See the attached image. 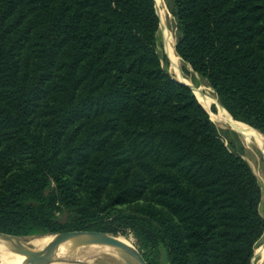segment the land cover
<instances>
[{
  "label": "trees",
  "instance_id": "1",
  "mask_svg": "<svg viewBox=\"0 0 264 264\" xmlns=\"http://www.w3.org/2000/svg\"><path fill=\"white\" fill-rule=\"evenodd\" d=\"M173 1L179 58L264 134V0ZM159 28L154 0H0L1 233L130 231L168 264H250L257 179L164 69Z\"/></svg>",
  "mask_w": 264,
  "mask_h": 264
},
{
  "label": "rangeland",
  "instance_id": "2",
  "mask_svg": "<svg viewBox=\"0 0 264 264\" xmlns=\"http://www.w3.org/2000/svg\"><path fill=\"white\" fill-rule=\"evenodd\" d=\"M154 3L156 12L160 19V28L156 37V50L162 60L164 69L176 81H181L187 84L195 96L196 89L200 94L206 96V98L210 100L209 110L207 111V109L205 107L204 108L209 114L211 121L216 126L221 140L231 152L241 156L247 162L252 173L257 179L259 186L257 212L260 218L264 221V134H261L258 130L242 121L233 119L227 111L226 112L229 114L231 119L240 124L247 125L255 130L258 133V137L260 139L259 142L255 140V137L251 133L234 131L230 129L225 122L218 118L219 110L223 111V108L218 102L213 89L202 77L195 73L188 64L184 63L179 58V56L178 60L175 62L172 61V56L169 53V47L172 45L175 50L177 39L181 35V31L175 16L174 1L154 0ZM210 113L213 116H211ZM117 236L129 238L132 241L133 246L139 252L154 260L156 262L155 264H168L166 254L162 249L158 250L155 255L148 253V251L142 248L141 244L138 242L132 232L127 231L125 235ZM120 242L129 247H133L132 245L130 246L122 241ZM263 246L264 233L254 246L250 264H264V261L261 258ZM92 260L94 261L93 264H106L100 261L98 258H92ZM117 264L121 263L118 262Z\"/></svg>",
  "mask_w": 264,
  "mask_h": 264
},
{
  "label": "water",
  "instance_id": "3",
  "mask_svg": "<svg viewBox=\"0 0 264 264\" xmlns=\"http://www.w3.org/2000/svg\"><path fill=\"white\" fill-rule=\"evenodd\" d=\"M178 82L183 83L181 81ZM185 85L188 86L187 84ZM45 236L50 235H32L27 237H20L0 232V241L4 242L7 245L8 251L10 253L24 257L26 260V264L74 262L72 259L57 257L58 248L62 244L70 241L73 242V248L87 247L93 245L110 247L114 249L121 264H147L142 253L139 252L134 246L129 247L121 243L117 240V236L94 231H70L54 234L53 239L43 249H37L28 245L30 241L34 239H41ZM75 262L79 264H87V261Z\"/></svg>",
  "mask_w": 264,
  "mask_h": 264
},
{
  "label": "bare ground",
  "instance_id": "4",
  "mask_svg": "<svg viewBox=\"0 0 264 264\" xmlns=\"http://www.w3.org/2000/svg\"><path fill=\"white\" fill-rule=\"evenodd\" d=\"M169 53L172 56V61L175 62L178 60V55L174 50V47L170 45ZM170 56V57H171ZM196 97L200 101V103L209 110L210 100L206 98V96L199 93L198 90L195 89ZM211 114V113H210ZM211 116H213L211 114ZM218 118L225 122L228 127L237 132H247L251 133L255 140L259 142L258 133L250 128L247 125L240 124L233 119H231L225 111L219 110ZM53 236H45L41 239H34L28 243L29 246L35 247L37 249H43L51 240ZM118 241H122L128 245H132L133 243L129 238H124L123 236H117ZM262 260L264 261V246L262 248ZM57 257L59 258H67L72 259L74 262L71 263H61V262H52L48 264H79L75 261H87V264H93L92 258H98L100 261L106 264H117L120 262L118 259L114 249L107 247V246H87V247H80V248H73V242H66L62 244L57 250ZM0 264H26V260L24 257L16 254H12L8 251L7 245L4 242L0 241Z\"/></svg>",
  "mask_w": 264,
  "mask_h": 264
}]
</instances>
